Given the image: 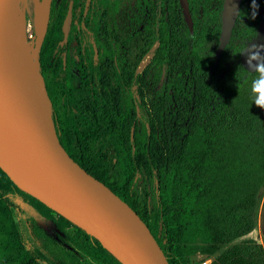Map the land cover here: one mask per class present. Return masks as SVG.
<instances>
[{"label": "trees", "instance_id": "1", "mask_svg": "<svg viewBox=\"0 0 264 264\" xmlns=\"http://www.w3.org/2000/svg\"><path fill=\"white\" fill-rule=\"evenodd\" d=\"M120 1L127 0H60L45 28L37 73L59 144L135 214L168 264H199L195 256L211 258L208 264H264V210L263 244L252 237L264 190V109L252 102L256 74L238 62L254 36L257 8L253 17L252 0H240L229 40L215 57L214 51L202 55L201 48L217 42L222 0H186L191 32L177 0H160L155 31L146 11L149 1L138 0L134 13L125 12L130 25L125 41L140 49L133 63L153 43L157 48L137 77L127 62L128 51L122 66L115 65L112 34ZM68 4L71 23L62 43ZM224 58L229 67L220 72ZM134 79L138 89L142 80L150 86L146 126L136 120L127 92ZM58 91L62 119L54 111ZM136 176L155 182L157 205L149 217L133 202ZM13 195L59 232H70L68 243L85 257L119 264L94 238L17 189L1 171L0 264H55L58 257L37 242L40 232L19 218ZM72 259L66 263L75 264Z\"/></svg>", "mask_w": 264, "mask_h": 264}, {"label": "water", "instance_id": "2", "mask_svg": "<svg viewBox=\"0 0 264 264\" xmlns=\"http://www.w3.org/2000/svg\"><path fill=\"white\" fill-rule=\"evenodd\" d=\"M12 1L0 0V19L2 11ZM178 4L183 21L191 32L192 22L187 2L186 0H178ZM239 4L240 0H222L220 31L214 52L215 57H219L229 40L231 29L238 14ZM256 16L258 23L254 36L246 42L238 58L240 67L250 74L254 73L255 70L246 63L248 52L241 53L247 47L251 48L252 44H264V5L257 8ZM70 21L71 4L68 5L61 24L62 43L66 41ZM261 55L264 56V50H261ZM18 100L19 96L11 84L5 59L0 54V117L28 145L32 155L43 162L46 185L42 188L29 178L18 175L0 157V171L8 180L17 189L94 238L100 247L119 264H168L135 214L102 183L87 174L66 154L57 140L51 121L49 126L44 124L34 114V110L29 107V113L21 112L17 106ZM22 106L27 107L26 104ZM102 197H107L121 204L135 216L136 220L144 227L153 249L147 248L143 239L135 236L129 227L119 221L117 215L103 206Z\"/></svg>", "mask_w": 264, "mask_h": 264}, {"label": "rangeland", "instance_id": "3", "mask_svg": "<svg viewBox=\"0 0 264 264\" xmlns=\"http://www.w3.org/2000/svg\"><path fill=\"white\" fill-rule=\"evenodd\" d=\"M60 0H52V12L49 14V5L51 0L49 1L48 5V20L47 25L51 24L54 18V12L56 10L57 5L59 4ZM149 6L146 10L149 17L152 20L153 24V30L155 31L157 28L160 12V0H148ZM173 0H171L172 2ZM17 5L19 8V20L23 27V33H24V41L26 42L27 46L30 48V54L33 56V63H34V70L36 72L37 69V52L39 49V46L41 44V40L43 38V33L40 37H37L34 25H33V0H17ZM115 16H114V27H113V47L115 50V65L117 68L122 66L121 64V57L125 55V53L128 51L127 62L130 64V67L133 69L135 76L141 77L146 66L149 64L150 59L152 57V54L154 50L157 48V43H153L148 52L143 55L136 63H133V60L135 59L136 55L139 54L140 49L135 48L130 45V43H127L128 40L125 39V37L129 33V23L126 20L125 12L128 13H134L130 6L129 1H120L117 4V8L115 10ZM21 16V17H20ZM196 19V16L193 15V20ZM46 25V26H47ZM126 40V41H125ZM124 43L126 45H124ZM217 42L210 41L206 44H204L201 48V54L205 55L206 53L210 51H214L217 47ZM229 67V60L224 58L220 62L219 71L223 72L225 69ZM151 72L148 70L146 78H148V75H150ZM23 77V80L28 83V80H25V77ZM42 82V80H41ZM24 86V87H23ZM139 83L136 79H134L130 85V88L128 89V93L131 97L136 120L139 122H142L146 126V106L148 104V100L151 98L150 95V86L148 83H145L144 80L141 81L140 90L138 89ZM42 87L44 90L43 82ZM156 87H153L155 89ZM17 93L19 98L23 97L29 99L28 89L27 87L22 83L20 86V90L18 89ZM141 94V95H140ZM47 101V99H46ZM48 103V102H47ZM54 111L55 116L59 119H62L63 117V108H64V102L62 95L58 92H56L54 96ZM33 105H31L32 109ZM30 112V110H29ZM48 115L50 119V107L48 104ZM51 121V119L49 120ZM133 192V202L137 209L141 211L143 208L145 209V215L146 217H149L152 215L153 210L156 208L157 205V199H156V189H155V182L154 180H148L144 177L136 176L134 185L132 188ZM14 202L19 206L18 209V216L19 218L25 219L29 225V227L32 229V232H40V238H38L37 242L41 245H45L48 247V249L51 250V248L57 253V260L55 264H67V260L69 258H74L73 263L75 264H100L99 262H96L88 257H85L83 254L78 252L74 246L70 245L68 243V235H70V232L66 231L64 234L62 232H59L54 223L42 218L40 215H38L35 210L29 205V203L24 200L22 197L18 195L12 196ZM264 207V190L260 193L258 204H257V210H256V230L252 234V237L256 238L258 242L263 244V241L261 239L260 235V229H261V216L262 211ZM140 224V223H139ZM141 225V224H140ZM142 230L145 231L143 226L141 225ZM195 262H199V264H208L212 259L211 258H204L200 256H195L193 258Z\"/></svg>", "mask_w": 264, "mask_h": 264}, {"label": "bare ground", "instance_id": "4", "mask_svg": "<svg viewBox=\"0 0 264 264\" xmlns=\"http://www.w3.org/2000/svg\"><path fill=\"white\" fill-rule=\"evenodd\" d=\"M49 1L33 0V25L37 37L41 36L47 25ZM19 12L17 0L10 2L2 11L0 19V54L5 59L11 84L15 89L21 91L20 86L22 83L28 89L29 99L23 97L22 94L17 103L18 109L23 113H29V108L33 105L34 114L49 126L48 103L41 79L34 70L33 56L30 54L31 47L29 48L24 41L22 27L24 24L20 23ZM22 76L25 77V80H28V83L23 80ZM22 103L26 104L27 107L22 106ZM0 157L15 173L29 178L42 188L45 187L43 162L32 155L28 145L5 124L1 117ZM101 202L105 208L117 215L119 221L129 227L135 236L143 239L147 248L153 249L146 231L142 230L135 216L126 207L107 197H102Z\"/></svg>", "mask_w": 264, "mask_h": 264}, {"label": "clouds", "instance_id": "5", "mask_svg": "<svg viewBox=\"0 0 264 264\" xmlns=\"http://www.w3.org/2000/svg\"><path fill=\"white\" fill-rule=\"evenodd\" d=\"M257 7L256 0H252L253 17L255 16V9ZM261 50H264V44H252L251 48L247 47L241 54L245 51L248 52L246 63L249 67L254 68V73L256 74L250 88L252 102L261 109H264V56L261 55ZM253 62L258 63L254 64Z\"/></svg>", "mask_w": 264, "mask_h": 264}, {"label": "flooded vegetation", "instance_id": "6", "mask_svg": "<svg viewBox=\"0 0 264 264\" xmlns=\"http://www.w3.org/2000/svg\"><path fill=\"white\" fill-rule=\"evenodd\" d=\"M127 1H129L130 2V6H131V8H132V10L135 12L136 11V9H137V4H138V0H127ZM147 1V0H146ZM177 3H178V0H177ZM69 5V4H68ZM178 6H179V4H178ZM261 6V5H260ZM68 7V6H67ZM180 7V6H179ZM259 7V6H258ZM257 7V8H258ZM257 10V9H256ZM67 11V10H66ZM180 12H181V10H180ZM64 19V18H63ZM70 23H71V21H70ZM70 27V26H69ZM69 32V31H68Z\"/></svg>", "mask_w": 264, "mask_h": 264}]
</instances>
